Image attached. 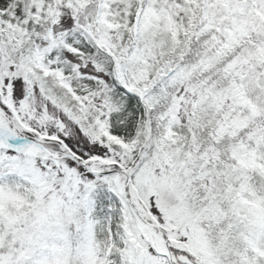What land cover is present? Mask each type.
Listing matches in <instances>:
<instances>
[{
    "label": "snow or ice",
    "instance_id": "6c2138e0",
    "mask_svg": "<svg viewBox=\"0 0 264 264\" xmlns=\"http://www.w3.org/2000/svg\"><path fill=\"white\" fill-rule=\"evenodd\" d=\"M0 264H264V0H0Z\"/></svg>",
    "mask_w": 264,
    "mask_h": 264
}]
</instances>
